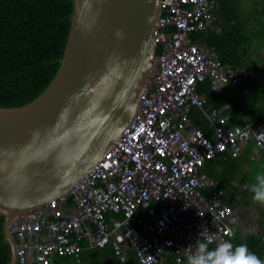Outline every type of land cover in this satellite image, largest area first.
<instances>
[{
	"label": "built area",
	"instance_id": "1",
	"mask_svg": "<svg viewBox=\"0 0 264 264\" xmlns=\"http://www.w3.org/2000/svg\"><path fill=\"white\" fill-rule=\"evenodd\" d=\"M218 3L160 0L159 53L133 117L112 150L65 195L11 223L16 264H53L56 257L79 262L83 249L107 241L121 262L129 244L139 264H162L163 256L183 264L197 241L216 247L239 231V212L222 202L203 165L226 153L239 157L247 142L259 155L264 124L226 126L225 108H213L196 89L207 83L219 94L240 80L214 48L190 37L221 30ZM193 110L211 136L191 119Z\"/></svg>",
	"mask_w": 264,
	"mask_h": 264
},
{
	"label": "water",
	"instance_id": "2",
	"mask_svg": "<svg viewBox=\"0 0 264 264\" xmlns=\"http://www.w3.org/2000/svg\"><path fill=\"white\" fill-rule=\"evenodd\" d=\"M160 0H72L70 30L48 87L0 109V216L10 224L65 195L113 148L152 72Z\"/></svg>",
	"mask_w": 264,
	"mask_h": 264
},
{
	"label": "trees",
	"instance_id": "3",
	"mask_svg": "<svg viewBox=\"0 0 264 264\" xmlns=\"http://www.w3.org/2000/svg\"><path fill=\"white\" fill-rule=\"evenodd\" d=\"M254 4L259 5L257 0ZM245 6L242 0H219L218 16L222 20L221 30L198 32L190 36L193 43L214 48L220 62L228 65L240 78L238 83L228 84L219 94L211 91L207 83L195 85L207 104L213 108H225L228 127L243 126L248 123L254 126L264 124V56L254 61L253 51H250L256 39H264V34L260 35L261 32L257 29L258 25H262L261 31L264 32V9L260 12L263 21L256 23V14L246 13ZM262 8H264V0ZM71 15L72 0H0V109H14L29 104L48 87L63 57ZM158 53L159 50L156 49V54ZM192 113L199 120L196 124L211 136V130L200 120L197 111L194 110ZM193 114H191L192 118H194ZM252 143L249 144V151H253ZM231 161L236 168L246 163L241 157L231 160L225 154L223 157L206 160L203 166L204 173L212 179L216 189L224 192V199L230 191L229 180L236 177L235 172L232 173L229 168L226 167L227 170L222 172L218 168ZM259 162L264 167L263 156H260L256 163ZM253 170L244 175L246 182ZM241 174L243 176V173ZM253 183L254 181L249 184L247 182L244 187L250 188ZM247 198L246 192L241 191L235 204L227 203V205L237 209L247 206ZM118 218L122 217L118 216ZM261 220V224L264 225V218ZM3 223L4 217L0 216V264H10L11 249L4 241ZM238 233L229 238L232 243L247 244L250 251L264 260V234ZM105 243L94 247L96 252H93V255H96L99 251L97 257L103 264H139L136 248L129 244L124 246L128 257L126 262L122 263L116 257L111 241ZM85 250L87 249H83L79 255V262L73 258L56 257L53 264H84L88 251ZM178 262L175 256L162 257V264H178Z\"/></svg>",
	"mask_w": 264,
	"mask_h": 264
},
{
	"label": "clouds",
	"instance_id": "4",
	"mask_svg": "<svg viewBox=\"0 0 264 264\" xmlns=\"http://www.w3.org/2000/svg\"><path fill=\"white\" fill-rule=\"evenodd\" d=\"M262 152L259 155H262ZM239 157L234 159H239ZM228 158L233 159L229 155ZM214 187H215L214 189H216V185H214ZM216 190H221V189H216ZM250 190L253 193V197H252L253 201L264 205V171L256 173V175L254 176V183L250 186ZM221 193H222L221 200L224 203L222 199V195L224 192L221 190ZM244 207L245 206H243L242 208ZM234 209H236L238 212L240 211L239 208L238 209L234 208ZM209 243H211L210 240L197 241L196 251L194 254L189 255L187 264H264V260L258 257L254 252L250 251L248 245L245 243L234 245L231 239H229L218 243L215 248H211V249L209 248ZM126 260L124 262H126Z\"/></svg>",
	"mask_w": 264,
	"mask_h": 264
},
{
	"label": "rangeland",
	"instance_id": "5",
	"mask_svg": "<svg viewBox=\"0 0 264 264\" xmlns=\"http://www.w3.org/2000/svg\"><path fill=\"white\" fill-rule=\"evenodd\" d=\"M259 5H255V0H242L244 6H245V10L246 13L250 14V15H254L256 14V23H261L263 21V18L261 17V13L263 11L264 8L263 7V0L262 2L257 0ZM257 29L259 30L260 35H263L264 32L261 31L262 30V25H258ZM260 50V51H259ZM253 51L252 55L254 57H252V59L257 60L258 61V57H262L264 56L263 51H264V39L263 38H258L256 39V41L253 42L251 50ZM259 51V52H258ZM260 156H263V160H264V154L263 155H258V156H253L251 155L250 158L252 160L255 161V163L258 161V159L260 158ZM263 164L261 162L256 163L253 165V173L252 175L247 177V182L248 184L252 181H254V176L256 175L257 172H261L264 171V167ZM235 188V187H234ZM234 188H230V190L234 189ZM241 191H245L247 196H248V202H247V206H245L244 208L240 207V211L239 213L241 214V219L243 220H247V221H251L250 224H243L239 226V228L241 227V229H239V233L238 234H244L247 232H251V233H263L264 234V227L261 225V219L264 218V205L259 204L257 202L253 201V193L250 190V188H245L243 187L242 189H237L236 190V195H229L227 194L225 196V199L227 200L226 203H229L231 205H234L235 202L238 200V196L240 194ZM224 199V198H223ZM249 213L251 215H249ZM241 219H240V223H241ZM245 229H249V230H245Z\"/></svg>",
	"mask_w": 264,
	"mask_h": 264
},
{
	"label": "crops",
	"instance_id": "6",
	"mask_svg": "<svg viewBox=\"0 0 264 264\" xmlns=\"http://www.w3.org/2000/svg\"><path fill=\"white\" fill-rule=\"evenodd\" d=\"M194 111V110H193ZM198 113V112H197ZM193 114V113H192ZM193 116H194V114H193ZM191 118H192V116H191ZM192 119H194V122H195V124H196V122H198L199 120H197L196 118H195V116H194V118H192ZM227 122V121H226ZM197 125V124H196ZM198 126V125H197ZM249 144H250V142H247L244 146H243V150H242V152H241V155H240V157H241V159L244 161V162H246V163H244V164H242L239 168H236V166L234 165V162L233 161H231V162H229L227 165L225 164H223L220 168H218L221 172L223 171V170H227L226 169V167L227 168H229L230 170H232L231 172L232 173H234V175H235V177H236V179H230L229 180V186H231L230 188H234V189H232V190H230L229 191V195H231V196H233V195H235L236 193V190L237 189H242L243 187H244V185H246L247 184V182L244 180V175L245 174H247V173H249L251 170H253L254 168H253V165H254V163H255V161L254 160H252L251 158H250V156L251 155H253L254 157L255 156H258V155H254V153H253V151H249ZM252 146H253V143H252V145H251V150H252ZM251 154V155H250ZM239 157V158H240ZM229 159V158H228ZM231 160H235V159H231ZM249 162H252L251 164H249ZM207 164H210L209 162H207ZM214 166V165H213ZM241 173H243V176H242V174ZM222 199H223V195H222ZM223 201L226 203L227 202V200L226 199H223ZM227 204V203H226ZM249 215H251L250 213H249ZM251 223V221H247V220H243V219H241V225H243V224H250ZM262 225V224H261ZM263 227H264V225H262ZM239 229H241V227L240 228H238V230ZM245 230H249V229H245ZM106 244V243H105ZM85 249H87V250H85V251H87L86 252V255H85V260L83 261V263L84 264H103V262H102V260L101 259H99L98 257H97V255H98V253H99V251H97V253H96V255H93V252H96V250H94V248L92 249V248H85ZM103 250V249H102ZM90 254V255H89ZM102 255V254H101Z\"/></svg>",
	"mask_w": 264,
	"mask_h": 264
},
{
	"label": "snow or ice",
	"instance_id": "7",
	"mask_svg": "<svg viewBox=\"0 0 264 264\" xmlns=\"http://www.w3.org/2000/svg\"><path fill=\"white\" fill-rule=\"evenodd\" d=\"M105 167H108V165H105Z\"/></svg>",
	"mask_w": 264,
	"mask_h": 264
}]
</instances>
